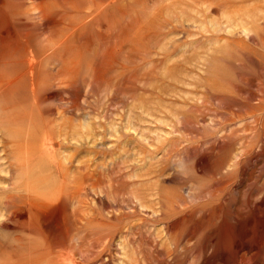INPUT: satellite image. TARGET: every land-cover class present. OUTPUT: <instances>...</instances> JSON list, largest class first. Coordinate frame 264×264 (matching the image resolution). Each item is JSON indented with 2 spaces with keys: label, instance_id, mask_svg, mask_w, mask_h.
Masks as SVG:
<instances>
[{
  "label": "rangeland",
  "instance_id": "rangeland-1",
  "mask_svg": "<svg viewBox=\"0 0 264 264\" xmlns=\"http://www.w3.org/2000/svg\"><path fill=\"white\" fill-rule=\"evenodd\" d=\"M3 1L0 12L14 28L17 50L0 61V219L10 224L0 230V264H13L14 252L24 251L17 245L23 221L14 219L26 199L16 187L23 175L31 183L25 188L68 194L61 205L69 220L67 248L82 254L84 264H230L211 244L201 245V234L168 236L165 222L191 214L203 219L227 193L231 212L239 203L250 210L249 201L264 195L252 191L254 183L264 184L262 160L238 164V155L261 150L264 101L247 97L264 86L258 67L264 65V0L60 3L73 26L84 12L95 20L54 55L51 45L64 33L51 36L37 29L41 21L30 28L23 21L34 0ZM28 31L27 48L19 43ZM108 50L112 56L105 57ZM30 51L42 59L37 97L21 79L20 62ZM17 77L22 81L5 87ZM233 132L237 137L223 151L217 175L228 177L226 189L201 198L207 178L178 162L186 150L208 148ZM45 137L60 144L56 152L73 171H91L76 189L38 158ZM243 166L245 177L253 178L249 187L240 183ZM80 187L84 195L76 204L72 193ZM56 211L51 208L49 217ZM248 220L260 224L254 212ZM226 221L232 258L239 224ZM212 232L204 225L203 234Z\"/></svg>",
  "mask_w": 264,
  "mask_h": 264
},
{
  "label": "bare ground",
  "instance_id": "bare-ground-1",
  "mask_svg": "<svg viewBox=\"0 0 264 264\" xmlns=\"http://www.w3.org/2000/svg\"><path fill=\"white\" fill-rule=\"evenodd\" d=\"M75 1L76 0H34L33 8L27 13V18L23 19V21H25V26L28 28L32 27L37 21H41L39 25L37 24V29L44 30L45 32L47 31L51 36L59 31L64 33L57 42L51 45L50 50L52 55L56 54L60 48L66 46V43L76 30L95 20V17L91 16L93 12H84L85 18L80 22L78 21L75 26H73L74 22H71L72 24L69 22L67 23L65 19L67 18L68 13L63 11L60 6L62 4L64 6L70 5L71 7V4ZM3 3L4 1L0 0V9L3 6ZM6 16L7 14H2L0 12V61L13 55L17 50V45L16 47L14 46V40L16 37L14 28L6 21ZM29 35L30 31L24 35L26 39L23 40L22 43H19V45L23 44L28 48ZM15 43L17 44V41H15ZM104 56H112V50H108ZM105 57H103L102 60ZM40 58V54L30 51L29 56L24 57L22 62H20L24 65V72L21 75V79L28 83L29 90L33 96H36L39 93L36 80L37 71L42 62V59ZM258 67L263 75L262 77H264V65H259ZM21 79L19 77L12 79L5 84V87H10L15 83L21 82ZM60 93V91L53 92L54 95H60ZM247 98L260 100L261 102L264 101V86H257ZM216 100H218V102L224 101L222 98H217ZM235 137H237L236 132L219 135L213 142H211V146L208 148H192L186 150L185 154L178 162L183 166H190L192 169L199 171L207 178V180H205L206 182L201 186L199 193H197L201 198L215 197L225 191L228 177L222 176L218 178L217 175L218 172L221 171L222 164L224 163L223 151ZM259 141L261 143V150L244 156V158L243 156L241 157V155H238V164L242 165V162L247 159H249L248 161L251 163L260 159L262 160L261 171L263 174L264 129L262 130V134H260ZM59 145L60 144L57 141L45 137L42 143V150L37 152L39 153L38 158L44 159L48 167L55 168L57 172L63 176V182L66 187L76 189L77 187H74L75 182L79 178L87 179V177L91 175V171H86L85 169V171H82L83 169L80 168L79 170L73 171L72 167L65 163L67 160L60 157V153L56 152L59 149ZM246 173V166H243L242 169L240 168V183H245L247 184V187H249L250 184L248 182L253 178H251L252 176L246 178ZM72 178L75 180L73 181ZM24 179L23 175L22 182L17 184L16 187L26 192V194H24L26 199L18 213L15 212V216L17 214L19 218H14L18 223L19 220L23 221L21 224H18V230L25 235L18 239L17 245L23 247L24 251L14 252L15 261L13 264H84L82 254L73 253L67 248L69 220L68 218H64L66 206L64 205L61 207V205L67 198L68 194L64 189H60L52 195L47 193L40 194L34 187L27 186V188H25L24 184L30 185L31 183H29L30 181H28V179ZM83 191L84 188L80 187L77 191L72 193L73 201L76 204L77 201L81 202L80 197L84 195ZM252 191L257 194H264V184L258 185L257 183H254ZM20 194L22 193L20 192ZM227 194L222 196L220 203L215 204L212 208L206 209L205 212H203V219L194 218L193 214H191L179 218H172L165 222L167 235L170 236L173 233H178L181 236L187 233L192 237H197L201 234V245L204 243L211 244L210 246L217 249V253H220V256L224 258V261L227 259L230 260V264H264V195L261 200L254 199L249 201L248 206L250 210L247 209V206H244V203H239L234 205V212H231L228 209V206L232 197H230V195V198H227ZM51 208H57L55 218L49 217ZM252 212L259 216V225H255L254 221H246L247 218L251 216ZM54 213L55 212L53 211V217ZM229 217L235 218L239 224L232 258L228 257L229 253H227L228 250L226 248V244L231 237V231L227 225L228 221H226V218ZM80 219L82 221L85 220L84 218H79V220ZM218 220L220 221V224L216 223ZM204 225L208 229H213L214 234H203L202 229L204 228ZM9 226L8 219H0V230L8 228ZM1 236L2 235L0 234V238ZM32 237L35 239L34 241L30 239ZM229 251L231 252V250Z\"/></svg>",
  "mask_w": 264,
  "mask_h": 264
}]
</instances>
